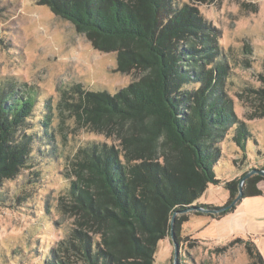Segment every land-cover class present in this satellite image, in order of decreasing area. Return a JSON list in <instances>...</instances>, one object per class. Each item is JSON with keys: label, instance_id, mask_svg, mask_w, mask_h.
I'll return each instance as SVG.
<instances>
[{"label": "trees", "instance_id": "16d2710c", "mask_svg": "<svg viewBox=\"0 0 264 264\" xmlns=\"http://www.w3.org/2000/svg\"><path fill=\"white\" fill-rule=\"evenodd\" d=\"M39 2L94 50L114 53L115 72L134 77L114 95L79 85L62 92L60 113L67 110L76 125L114 144L90 142L69 162L74 180L61 204L71 227L46 264H153L158 242L177 235L187 219L182 211L219 184L212 165L226 130L236 127L232 141L242 152L249 137L219 92L225 64L211 67L217 31L196 7L177 0ZM257 94L253 116L264 118V89ZM34 104L30 94L0 90V185L26 166L38 142L23 132ZM242 178L225 183L222 209L201 208L217 210L213 219L233 211ZM261 180L248 178L241 198L261 195ZM244 244L250 264H264L256 246Z\"/></svg>", "mask_w": 264, "mask_h": 264}, {"label": "rangeland", "instance_id": "374dc122", "mask_svg": "<svg viewBox=\"0 0 264 264\" xmlns=\"http://www.w3.org/2000/svg\"><path fill=\"white\" fill-rule=\"evenodd\" d=\"M177 1L196 7L217 31L219 53L211 67L225 64L219 92L249 137L242 152L232 141L236 127L226 130L218 144L219 160L212 165L219 184L207 187L177 235L172 233L176 259L168 236L158 242L153 264H250L248 240L264 262V180L255 186L261 195L241 198L219 219L209 216L227 203L225 183L264 169V118L253 116L257 91L264 89V0ZM115 69L114 53L94 50L71 23L39 0H0V90L12 87L19 96H33L23 132L38 140L26 166L0 185V264H46L49 251L67 236L71 220L61 199L74 180L69 162L90 142H114L76 125L57 105L62 92L76 85L109 95L127 87L134 77Z\"/></svg>", "mask_w": 264, "mask_h": 264}, {"label": "water", "instance_id": "95a60500", "mask_svg": "<svg viewBox=\"0 0 264 264\" xmlns=\"http://www.w3.org/2000/svg\"><path fill=\"white\" fill-rule=\"evenodd\" d=\"M253 174H257L258 176H260V177H262L263 179H264V170H251L250 172H248L242 179H241V181H240V184H239V188H238V195H237V197L235 198V200H234V203H237L240 199H241V196H242V194H241V184L247 179V178H249L250 176H252ZM195 209V207H189L187 210H185V211H182L183 213H186V212H190V211H192V210H194ZM213 212H215V211H213ZM181 212L180 211H178V212H175L174 214H173V217H172V221H171V223L173 222V218L177 215V214H180ZM173 236H172V232H171V238H172ZM172 242H173V244H174V248H175V251H174V258L176 259V256H177V250H178V247H177V244H176V242L173 240V238H172Z\"/></svg>", "mask_w": 264, "mask_h": 264}]
</instances>
